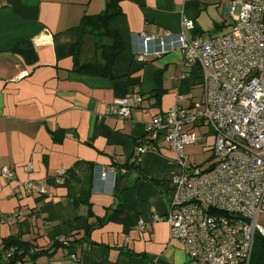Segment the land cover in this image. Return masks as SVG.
Listing matches in <instances>:
<instances>
[{
    "label": "crops",
    "instance_id": "crops-1",
    "mask_svg": "<svg viewBox=\"0 0 264 264\" xmlns=\"http://www.w3.org/2000/svg\"><path fill=\"white\" fill-rule=\"evenodd\" d=\"M230 2L118 0L108 28L119 34L122 53L109 75H92L77 71L74 57L80 65L100 57L95 47L88 51L93 44L81 22L105 11L106 0H0V168L15 173L14 181L0 178V239L41 252L23 264H186L168 224L150 219L168 212L172 178L182 172L176 155L157 142L131 162L154 115L201 98L200 72L179 51L143 62L135 56L144 33L183 32L190 39L228 32ZM184 19L193 29L181 26ZM149 49L157 51V42ZM130 95L142 98L146 114L136 109L124 120L105 114ZM58 170L89 179L84 188L73 185L72 194ZM27 181L45 183L49 196H29L22 188L14 196L17 183ZM18 211L23 215L8 224ZM59 237L69 247H58Z\"/></svg>",
    "mask_w": 264,
    "mask_h": 264
},
{
    "label": "built area",
    "instance_id": "built-area-1",
    "mask_svg": "<svg viewBox=\"0 0 264 264\" xmlns=\"http://www.w3.org/2000/svg\"><path fill=\"white\" fill-rule=\"evenodd\" d=\"M263 14L264 0H231L233 22L227 33L190 39L183 32H166L159 38L145 33L140 36L143 50L135 56L138 62L151 55L179 51L185 64L200 72L199 101H191L189 107L177 103L154 115L144 127L145 144L136 147L132 160L137 162L146 145L157 142L176 155L182 172L172 178L168 212L152 214L150 219L168 224L170 238L186 251V264H250L255 237L264 235L258 223L264 213ZM181 26L191 30L193 22L184 19ZM151 42H157V51L149 49ZM136 109L147 113L142 98L130 95L106 109L105 114L124 120ZM197 122L213 130L211 149L216 160L207 169H194L184 160V146L199 141L189 129ZM23 169L29 172L32 165ZM107 171H101V179L106 178ZM56 174L61 179L66 172L58 170ZM0 178L14 181L15 173L1 167ZM21 188L29 196H49L45 183H17L13 195L20 196ZM22 215L18 211L6 222L10 224ZM139 227L143 229V223ZM57 242L68 246L66 238L59 237ZM2 246L0 239V249ZM16 250L11 247L1 253L0 264H8Z\"/></svg>",
    "mask_w": 264,
    "mask_h": 264
},
{
    "label": "trees",
    "instance_id": "trees-1",
    "mask_svg": "<svg viewBox=\"0 0 264 264\" xmlns=\"http://www.w3.org/2000/svg\"><path fill=\"white\" fill-rule=\"evenodd\" d=\"M117 5H118V0H106L105 11L95 16H86L82 19V22H81L82 23L81 24L82 35L83 36L89 35L91 37H93L94 35H97V37L100 38L95 44L96 46L95 50L99 51L100 57L98 58L95 57L94 58L95 60L92 59L90 62L81 64V65L77 62L76 58L74 57V66L77 67V71H81L83 73L92 74V75H109L110 74L111 65L120 56L123 50V42L119 34L116 31L110 30L108 28L109 19L115 15H118L119 13ZM79 45L80 44L78 43V47ZM24 58L25 60H28L27 55ZM32 60L34 61V56L32 57ZM195 126H197V124H194L192 127H189V129L192 131L193 127ZM186 146H189V145H186ZM186 146H184V148ZM183 153H184V149H183ZM184 160L186 161L185 155H184ZM131 163L133 165L135 164L134 161H132ZM73 173L74 172H72L70 176H67V172H66V176L68 178L66 180V184L68 188H70V193L72 194L74 193L73 185H76L77 183L81 185L83 180L85 181L87 177L89 179V176L79 178L77 176H74ZM73 178H74V182L71 181ZM83 183H86V181ZM78 188H84L83 184L81 185V187L78 186ZM81 193H83V190L79 194L81 195ZM2 244L3 246L0 249V254L5 252L11 247L17 248L15 254L10 258V261L8 264H23L26 257L35 259L41 254L40 251L36 252L34 248L31 249L30 246L20 242V240L18 239L2 240ZM60 246L65 247L62 245H59L58 247ZM67 247H69V242H68ZM250 264H264V237L256 235L252 254H251Z\"/></svg>",
    "mask_w": 264,
    "mask_h": 264
},
{
    "label": "rangeland",
    "instance_id": "rangeland-1",
    "mask_svg": "<svg viewBox=\"0 0 264 264\" xmlns=\"http://www.w3.org/2000/svg\"><path fill=\"white\" fill-rule=\"evenodd\" d=\"M238 11H239V6L236 7V13ZM90 38L92 40L93 47L91 48L89 47L88 51L91 53V50H93L94 47H96L95 44L100 38L97 37V35H94L93 37L90 36ZM85 40L91 41L90 39H85ZM197 92L199 91H197L196 89L194 92L195 97L197 95ZM195 101H199V100H195ZM196 124L197 126L193 127V131L198 137H200L199 139L201 138L202 139L197 143H194L193 145H189V147H186L185 149V155L187 156L186 162H188L192 167H194V169L195 168L207 169L212 164V162L216 160L214 158V153L211 150V147L214 142V137L209 127L203 125L201 122H197ZM187 129H188L187 127L184 128V130ZM258 223L260 224V226L264 227V213L260 215L258 219Z\"/></svg>",
    "mask_w": 264,
    "mask_h": 264
},
{
    "label": "water",
    "instance_id": "water-1",
    "mask_svg": "<svg viewBox=\"0 0 264 264\" xmlns=\"http://www.w3.org/2000/svg\"><path fill=\"white\" fill-rule=\"evenodd\" d=\"M117 180H118V175L115 174V175H114V181L116 182Z\"/></svg>",
    "mask_w": 264,
    "mask_h": 264
}]
</instances>
